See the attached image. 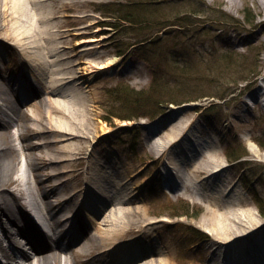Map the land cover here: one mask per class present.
Returning a JSON list of instances; mask_svg holds the SVG:
<instances>
[{"label":"rangeland","instance_id":"1","mask_svg":"<svg viewBox=\"0 0 264 264\" xmlns=\"http://www.w3.org/2000/svg\"><path fill=\"white\" fill-rule=\"evenodd\" d=\"M130 1L133 0H39L41 3L37 4L36 0H25L16 13L21 14V20L13 24L16 27L22 23L25 27H31L30 19L23 14L24 7H27V12L33 10L35 5L38 12L44 10L43 13L50 14L48 22L43 21L49 31L52 28L56 33L49 42L61 46L60 53L67 55L65 61L71 60V66L61 67L58 72L76 75L74 78H65L68 79L66 81H58L53 87L47 83L45 86L53 90L51 94H47L45 88H40L37 98L28 101L25 111L20 113L17 125L22 137L27 139L26 134L31 133L33 128L25 129L23 125L34 126L31 110L35 102L40 99L46 103L50 99L56 107L52 113L55 124H67L75 133L86 136L69 140L73 143L76 158L65 169L62 166L64 162H60L55 170L66 171L60 173L57 180H65L68 176L71 179L61 182L56 194H64L81 186L84 188L86 172L81 171L84 167L92 176L98 170H104L107 176L113 175L115 181H111L114 179L111 178L110 183L126 181L120 192L111 198L106 197V192L111 191L109 185L112 184L104 183L106 191L91 184L92 196L100 198L96 199L101 203H97L99 206L92 205L91 199L84 196L85 191L77 192L84 198L83 206L94 207L90 208H93V212L79 211L81 222L89 226L88 233L96 232L99 224L90 223L86 215L92 214L96 220L102 221L105 216L109 219L111 209L117 213L115 223L107 220L105 224L99 225L109 237V241L103 244L110 248L107 250L109 256L108 253L94 256L101 248H105L95 240L88 250H80L81 243L77 242L65 250L47 251L46 254L53 256L54 260H41L48 264H102L104 262L100 258L104 257L109 258V261L112 259L115 264H161L160 261L163 264H210L212 260L221 264L223 261H217L216 255L211 258L214 236L206 222L208 207H216L220 212L226 211L228 207L238 211L250 208L264 227V217L255 202L258 197L264 203V100L255 96L258 90L264 91L263 5L261 0H165L163 3L167 5L168 12L177 11L182 16H191L187 18L189 23L174 19L181 17L174 13L173 21H169L168 16L166 19H157L159 14H156L157 17L150 21H142L137 31L128 33L108 23L119 25L118 16L104 17V12L100 14L97 11L98 7L111 10L117 6L113 3L125 4ZM106 4L108 6L104 7ZM192 9L202 12L192 16ZM220 14L222 19L218 21L216 18L219 19ZM247 14L253 16L251 23L244 20ZM207 17L215 19L207 20ZM10 18L7 17L5 23L4 17L0 19V39L3 38L0 41V88L1 85L10 86L14 90L13 81L23 61L17 48L20 51L21 45L14 41L15 38L6 35L7 29L16 21ZM43 22L38 20L36 26H45ZM169 27L190 30V46L196 44L205 51H212L206 54L207 64L199 65L201 71L205 68L208 72V76L201 80L194 81L188 74L167 68L165 78L170 79L168 86L172 84L169 90L174 101L165 99L169 93L160 94L163 90L160 87L154 89V67L142 59L139 47L140 44L143 48L149 46L147 44L151 40L162 34V29ZM171 42L160 40L153 49L161 54ZM173 42L177 43L178 40ZM121 47L124 48L123 53L118 54ZM225 51L234 54L233 63L225 66L226 61L220 60L217 66V55ZM5 54L7 61L3 60ZM115 56L116 61L105 67H88L92 62ZM191 59L196 60L194 56ZM157 64L165 67L162 60H156ZM192 65L189 64V69ZM252 70L257 73H252ZM42 73L43 76L50 75L48 70ZM59 74L56 73V76ZM188 89H199L198 92L203 93L201 96L185 94ZM146 91L149 99L142 101L143 98H137V92ZM190 94L189 99L180 100ZM12 98H15L14 94ZM146 110H157L158 113L152 117L154 119L149 115L120 118L121 115H132L133 112L139 114ZM122 120L127 122L122 125ZM42 125L48 126L47 122ZM107 126L109 130L102 134ZM54 127L53 124V129L45 128L42 133L45 137L42 139L40 134L31 133V141L37 137L41 145L26 150L29 154L26 173L32 177L29 185L35 188L34 196L38 198L39 191L43 192L45 187H51L53 183L50 171L54 164L50 162L54 161L48 160L45 149L48 147L50 153L62 158L66 155L60 149V143L52 142L57 136ZM12 129L15 128L10 126L6 132L1 130L5 137L0 138L3 146H6V143L3 144L6 141L12 143ZM44 141L51 143L46 144L48 146L45 148ZM227 153L242 155L231 159ZM20 154L16 151L8 153L4 162L6 175L2 176L6 179H0V189L13 196L19 194L21 187L15 179ZM95 159L102 166L91 162ZM212 159L222 167L213 177L195 173V167L212 166ZM210 183L217 186L210 187ZM114 186L116 190L117 184ZM229 187L232 188L230 191ZM58 195L47 198L57 205ZM221 245L227 251L230 242ZM130 246L135 249L130 255L118 256L117 251ZM23 247L30 250L25 245ZM230 260L227 263H238L236 259Z\"/></svg>","mask_w":264,"mask_h":264},{"label":"bare ground","instance_id":"2","mask_svg":"<svg viewBox=\"0 0 264 264\" xmlns=\"http://www.w3.org/2000/svg\"><path fill=\"white\" fill-rule=\"evenodd\" d=\"M36 1H37V4L41 3L39 2V0H36ZM23 3H25V0H0V17L1 18L4 17V23L7 21V17H11L9 20H16L14 21V23L11 24L12 26H10L7 29L6 35L7 36L10 35V37L15 38L14 41L21 45L20 51H19V47H17L15 44L14 45L12 44L13 47L18 48V53L21 54L22 56L21 59L23 61V64H21V70L17 71L16 73L17 77L13 81V84H15L14 85L15 90L17 91L14 92V90L10 86H8L9 87L8 88V87H3L1 85L0 97L2 98V103L0 104V118H2V114L5 113L6 110H15L14 103L13 101H11L12 94H15V93L17 94L21 90V93L23 94V98H28L31 95L32 99H35L37 98V95H36L38 92L37 88L38 89L45 88L47 91V94H51L53 90L45 86L47 83H48L47 85H49L50 87H53L54 86L53 84H55L56 86L58 81L59 82H61L62 80L66 81L68 79H65V78H70V77L74 78L76 76L72 74H67L65 72H62L59 74L58 72L59 69H61V67L68 68L69 66H71V60L67 59V61H65L64 58L67 57V55L64 52L62 54L60 53L61 46L56 45L53 42L52 43L49 42L50 38L56 34L54 33V29L51 28V31H49L46 28L48 27L46 25V22H48L47 20H49L50 14L43 13L44 10L43 12L42 11L38 12L35 9V7H37L35 5L33 6L34 8L33 10L30 9L31 11H27V12H26L27 7L26 8L24 7L23 10L25 11H23V14L26 18L30 19L31 27H25L23 23L17 27L13 26V24L21 20L20 12H19V15H17L16 13H18V9ZM261 3L264 9V0H261ZM38 20H42V22L46 21V22H43L45 26L43 25L36 26V23L38 22ZM32 26L34 28H32ZM45 37L48 38V41L46 40ZM1 40H3L2 37L0 41ZM116 59H117L116 56L109 57L105 61L92 62L88 67H91L90 69H92L93 66L98 67V68L105 67L108 64L115 62ZM66 63H68L69 65L66 66ZM56 65L57 67H55ZM45 70H48V73L50 72V75L48 74V76H43L42 72ZM85 72H86V69L84 70V73ZM56 73H58L59 75L56 76ZM255 96L257 98L260 97L261 99L264 100V91L258 90ZM55 109L56 107L50 99H47L46 103H44L43 101H40L39 99V101L35 102L34 107L32 109L31 118L33 120L34 126L30 127L27 124L23 125L25 129L28 127L31 129L33 128V131L31 133L34 132L37 135L40 134V138L45 137L42 135L43 131L46 130L45 128L49 127V130H50V129H53V124L54 126H56L54 127L56 128L54 129V133H56L57 136H55L52 139V142L57 143V144L60 143L61 144L60 149H63L62 151H64L66 155L64 156V158H62V156L55 155V153H50L49 152L50 149L47 147L48 145L46 144H49L51 142H45V141L43 142L44 147L45 148L47 147L45 150L47 153L48 160L54 161V162H50L54 164L53 165L54 167L53 168L51 167L52 171H50L52 173V175L50 176V179L52 181L56 180L58 176L60 175V173L66 172L65 170H60L59 172L58 171L56 172L55 168H58L57 164H59L60 162H64L62 166L65 169L67 166L72 165L76 158V152L73 150L74 148L73 143H71L69 140H72L75 137H83V138L86 137L85 135L81 133H75L73 131L74 129L70 128L69 126H66L67 124L66 125L64 124L63 126L60 124L56 125L53 119V115H52ZM19 120H20V116L17 115V117L12 118L11 122H8L7 126H10L11 124L13 126H17L19 123ZM45 122H47L48 126L42 125ZM125 122L127 121L122 120L121 124H124ZM7 126L6 125L2 127L0 126V138H5L3 137V134H1L3 133L1 130L4 129V132H6ZM107 130H109V126L105 127L102 130V134L105 133V131ZM31 133L26 134L28 137L27 138L28 140H30V137H32ZM18 137L20 138L19 134H18ZM26 146L27 144L23 143V147H26ZM57 148H58V145H57ZM87 149H88V146H87ZM10 151H14L12 146L7 145L5 147V146L0 145V179L1 178L6 179V177H2V176L6 175V173H4L5 172L4 162H5L6 156L8 155ZM168 154H171V153L169 152ZM27 155L29 154L26 153V160H28ZM91 162L95 164L97 162V159H95L94 161L92 160ZM211 162L214 164L208 168L202 167V166L195 167L194 169L195 173L196 174L202 173L205 175H210L209 177H213V175H215L222 167L219 166V164L215 163L213 159L211 160ZM98 164L102 166L101 163H98ZM27 166L28 165H26L25 163V168H19L15 174L16 176L15 179L19 181L18 183L19 185H21L18 191L19 192L18 195L14 194L13 196V194L11 195V193H6L5 190L3 191V189H0V251L2 252V257L5 258V261L7 264H25V263L26 264H46L47 261L43 262V260L41 259L54 260L53 256L47 255L46 253L48 249L60 248V245L57 242L56 243L53 242V245L49 244L48 246L42 245V244L37 245L33 243L30 239V236L34 234L31 230H29L33 227L43 226L44 228H46V230L52 231L58 228V223L60 221V218H64V220L66 221L71 220L69 228L67 229V231L69 230L68 232H70L68 236H70V238H74L75 240H77L79 238L78 233L74 235H72L71 233H74L73 231H74V228L76 229V224L78 223V220L75 222L72 216L68 214V212L75 214L80 209L86 212L87 211L93 212L92 210L94 208L91 205L90 206L88 205V207L87 205L83 206L84 198H82L81 200H75L77 195H79L78 193H81V190L85 191L88 194L86 196L89 199H91L92 205L96 206L98 204L99 205L101 204L99 200H96L100 198H96L95 196H92V192L90 191L89 186L84 184L85 185L84 188L82 186H81L82 188L81 187L75 188V186H72L76 189V190L73 189L75 191L71 190L73 191L71 193L65 192L66 194H69L67 198L68 200H65L62 198L61 206L59 208L52 209L49 202H43L41 201V198L37 201L34 198L33 191L35 190V188L29 185L30 178L26 174V169L28 168ZM81 171L86 172L87 176L85 175L84 177L85 180L90 185L91 184H93V186L95 185L97 189L100 188L102 191H104L105 189L104 183H106L107 185L112 184V185H109L111 186V191L109 190L108 193L106 192L107 194L106 197L109 196L110 198L112 197L113 194H118L120 192V189H122L123 183L126 182V181L124 182L120 181V182L110 183V179L114 178V179H111V181H115V177L111 174L107 176L104 173V170L95 171V173H93V176L90 174V171H86L85 168ZM68 177L71 179L70 176ZM107 180L109 181L107 182ZM60 181H63V180H60ZM116 184H117V187H116V190H114L115 189L114 185ZM24 185L26 187H24ZM209 185L210 187H213V186L215 187L216 184L210 183ZM56 188L57 190L59 189L58 186L54 185L52 189L55 190ZM52 189L45 188L44 189L45 194L43 193L42 197L45 198V195L48 197L49 194L53 191ZM231 189L232 188L229 187L228 191H230ZM89 193L91 195H89ZM222 193L224 194L225 191H222ZM18 197L19 199H23L22 201H20L23 205L17 202ZM88 203H89V200H88ZM231 203L232 202H228V204H231ZM77 207L79 209H77ZM91 207H93L92 210L90 209ZM99 211L101 212L100 209ZM29 213L32 216L36 215L37 221L34 220L33 217ZM60 213H61V217L59 215ZM207 214L208 216L206 217V222L208 224L209 229L212 232V235L214 236L212 237V243L214 244L213 245L214 251H213L211 258H213V255H218L217 261H219V257H220V260L223 259V262H221V264H232V263H227L230 259H234V260L236 259V261L239 264H264V227L260 219L258 220L256 218L255 212L253 213V211H251L250 208L238 211V210H235V208H230V207H228L226 211L220 212L219 209L216 207H208ZM108 216H109V219L106 218L105 216L104 217L105 219H102V221L96 220L95 216L93 217L92 214L87 215V218H88V221H90V223H94V224L98 223L99 225L101 223L105 224L107 220H109L111 223H115L117 221V213L113 212L112 209L109 212ZM29 218H31L32 220H29ZM78 224L80 225L78 229L81 230V232L83 233L82 235L86 237V238H83L81 241L82 243L80 245V248L82 250H88L89 246L92 243H95V240H98L101 245H103L104 242L109 241L108 240L109 237L106 236L105 230L102 229L103 227L98 225V229L96 230V232L87 234V230H88L87 224L86 223L83 224L81 220L79 221ZM237 229L239 230V232H237L238 231ZM256 232L258 233L255 234ZM18 233H20L22 237L26 236V243H29L31 245L32 250L35 252L34 255H30L26 253L25 251H23L22 247L20 246L18 242L19 241V239L17 238ZM254 237L255 238L258 237V238L255 239ZM4 239L8 240L11 243L13 247V251H10V252L8 251L7 245H5V243L3 242ZM229 242L231 243L228 247V250L225 252L222 251L224 247L221 244H226ZM106 246L107 245L105 246L103 245L102 247H105L104 250H109L108 247ZM233 246L234 248L230 250V248ZM133 248H134L133 246H130V247H125L123 249H120V251H117L118 256L121 257L124 255L126 256L130 255L135 250ZM215 251H217L218 253H215ZM17 253H21L22 262L15 259V256ZM110 257H113V255L110 254ZM63 258H66V257H63ZM63 258H62V261H63ZM111 260L109 261V258H106L104 259V263L105 264H115ZM160 263L163 264L162 261H160ZM139 264H144V263H139ZM210 264H218V263L212 260Z\"/></svg>","mask_w":264,"mask_h":264},{"label":"trees","instance_id":"3","mask_svg":"<svg viewBox=\"0 0 264 264\" xmlns=\"http://www.w3.org/2000/svg\"><path fill=\"white\" fill-rule=\"evenodd\" d=\"M165 0H136V1H130L127 2L125 4L117 2V3H113L114 6H117L113 9L110 10V8H101L99 7L98 9L101 12H104V17L108 16H118V19L120 20L121 23L115 24L114 22H108L111 26H115L117 28H119V31H123L125 33L128 32H134L137 31V26L142 22V21H150L153 17H157V15L159 14L157 19H166L168 16V18H170L169 21H173L174 19H179L182 20L181 23H189V20H187V18H190L191 16H182L179 12L177 11H171L168 12L169 10L166 9L167 5H164ZM175 2V1H174ZM122 5L123 8H119V6ZM177 6H180L178 4H176ZM194 5H198V3H195ZM108 6V4H106L104 7ZM198 7V6H193ZM124 10V11H123ZM142 10V11H139ZM192 13H190V15H195V14H199L201 12H198V9H192ZM122 11V12H121ZM168 12V13H166ZM110 13V14H109ZM176 14L177 16H181V17H177L172 19V15ZM157 14V15H156ZM156 19V20H157ZM213 20L215 19L214 17H207V20ZM218 21H220L222 19V14H220L219 19L216 18ZM226 19V18H225ZM253 19L252 17H249L248 14L244 16V20L246 23H251ZM211 25H214L213 22H211ZM169 25V23H168ZM210 29V28H207ZM190 31V30H189ZM188 30L185 31H181L180 29H177L175 27V29H172V27H169L167 29H164L162 34L157 37L154 40H151V43H148L147 45L149 46H144L145 48L142 47V44H140V48H141V56L145 61H148V63H151V66L154 67L153 72H155L156 76H154V89L157 87H160L162 90V92H160V94L162 93H169L168 97L165 99H169V100H175L174 96H171L172 93L169 90L172 86H168L167 84L170 83V79H166L165 77V72L168 69L174 70V71H179L180 74L181 73H185L190 75L189 77L194 80H201L203 78H206L208 76V72L205 70V68L201 71L199 69V65L201 66H205L207 64V55L211 54L212 51L208 50L205 51L203 50V47H198V45H192L190 46V44L188 43L190 39H192V37L190 36ZM160 40H165V41H169L172 40V42L170 43V45L166 48H163V52H161V54H159L156 50H154L153 48L155 47L156 42L160 41ZM173 40H178V42H173ZM180 41H182V43H180ZM123 49L124 48H120V50L118 51V54L123 53ZM207 54V55H206ZM206 55L204 62H203V58ZM194 56L196 58L195 61H193L191 59V57ZM232 57H234V54L232 52L229 51H225V52H221L219 55H217V59L215 61L216 65L218 66L221 61L226 64L231 65L233 62L232 61ZM202 58V59H201ZM156 60L158 61H163L165 63V67L160 66L159 64L156 65ZM221 60V61H220ZM231 62V63H230ZM193 63V65L190 67L189 69V64ZM156 65V66H155ZM213 64H210V66H212ZM252 73H257L255 70L251 71ZM196 77V78H195ZM209 78V77H208ZM207 78V79H208ZM248 78H244V80H246ZM212 84H210L211 86ZM200 89V88H199ZM198 89V91H199ZM189 90V91H188ZM185 91V94H189V93H195L197 94V96H201L203 93V91H195V90H191L188 89ZM131 91H134L133 89ZM197 92V93H196ZM148 91L145 92H137L136 96L137 98H143L142 101H146V98H148L147 96ZM200 93V94H198ZM194 95V94H193ZM191 96V94L189 96H186L182 99H189ZM164 101V100H163ZM195 101V100H194ZM158 113V111H148L146 110V112H141V113H134L132 115H124V116H120V118H130V117H147L148 115L152 117H154V115ZM148 116V117H149ZM242 154L238 155V154H232V153H227V156L231 159H236L238 157H240ZM255 202L257 203V206L259 208V211L261 213L262 216H264V203L261 201V198H256Z\"/></svg>","mask_w":264,"mask_h":264}]
</instances>
